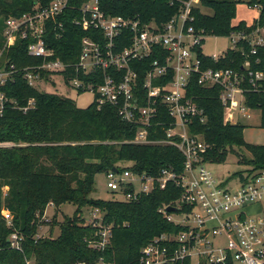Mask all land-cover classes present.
<instances>
[{
  "label": "built area",
  "instance_id": "1",
  "mask_svg": "<svg viewBox=\"0 0 264 264\" xmlns=\"http://www.w3.org/2000/svg\"><path fill=\"white\" fill-rule=\"evenodd\" d=\"M76 1L53 0L47 7L36 3L33 12L6 20L5 43L0 49V118L9 109L27 112L35 107L33 99L28 106L20 107L4 91L20 74L31 87L39 88L60 77L76 91L94 94L99 108L112 106L124 122L138 127L133 144L171 146L185 159L182 174L163 169L154 177L136 174L131 166L106 174L107 187L118 202L139 201L170 184L182 190L178 200L158 210L181 230L154 238L133 264H264V170L241 174L239 188L224 187L218 181L205 158L211 147L204 134L195 131L198 124L207 123L208 117L196 102L197 97L191 96L195 81L204 88H219L226 119L232 122L236 110L251 118L249 113L253 109L247 106L246 95L264 94V72L253 70L251 62L264 48V27L233 31L225 37L229 40L228 49L211 57L203 52L202 46L207 38L215 36L194 25V11L204 14L201 7L204 0L184 2L179 13L162 25L145 22L140 17L107 15L100 0H86L79 7L73 5ZM251 7L261 12V5ZM69 11H77L73 20L77 27L94 32L82 39L75 63L58 58L49 38L52 34L57 40L63 38L65 26L59 20ZM253 24H247L248 28ZM20 40L29 41V57L41 63L18 68L5 59V52ZM232 51L246 57L242 70L205 66L204 59L219 62ZM259 63L257 60L256 64ZM81 75H94V81L99 83L87 82ZM161 131L162 138L151 139ZM49 207L36 239L49 236L52 221L47 218ZM171 208L174 210L169 211ZM248 209L256 214L249 215ZM4 217L12 227L11 213L4 211ZM89 217L86 223L95 229L88 240L89 247L105 251L111 245L113 225L105 223L99 209L92 210ZM48 227L47 233H42ZM219 238H225L224 245L217 243ZM24 240L23 234L13 232L9 238L11 248L23 251ZM95 264L112 263L101 257Z\"/></svg>",
  "mask_w": 264,
  "mask_h": 264
},
{
  "label": "trees",
  "instance_id": "2",
  "mask_svg": "<svg viewBox=\"0 0 264 264\" xmlns=\"http://www.w3.org/2000/svg\"><path fill=\"white\" fill-rule=\"evenodd\" d=\"M52 1L0 0V49L5 43L7 19L33 12L36 3L47 7ZM84 1L77 0L73 5L79 7ZM186 1L100 0V7L107 15L140 17L145 22L155 21L162 25L178 14ZM240 2L204 0L201 7L211 9L213 15L194 11L195 27L215 37H226L236 30L264 27V0H252L250 3L251 6H262L252 27L248 28L245 21L234 26ZM77 16V11H69L65 18L59 20L65 26L62 39L49 35L57 57L66 63L77 62L82 39L94 35V32H85L73 23ZM28 45L29 41L20 40L5 52V59L18 68L41 63V60L29 57ZM246 60L241 52L232 51L219 62L206 58L204 63L215 70H242ZM257 60L259 64H256ZM251 62L253 70L264 72V48L251 58ZM81 79L99 83V80L94 81V75H81ZM192 85L191 96L197 97L196 102L208 117L205 125L198 124L195 129L204 134L211 147L206 161L219 164L232 153L251 167L250 173L264 170V145L248 143L246 127L234 125L226 119L219 88H204L197 81ZM4 91L20 107L28 106L32 99L35 107L27 112L9 109L0 118V264H27V261H33V264H95L101 257L112 264H133L140 251L154 238L181 230L158 211L181 197L182 190L174 184L142 196L136 202L92 197L96 176L106 175L113 169L121 171L123 165L131 166L129 168L136 174L154 177H158L163 169H173L182 174L185 159L178 149L167 145L133 144L138 127L124 122L114 107L106 105L99 108L94 100L88 108H79L70 98L29 86L22 74ZM246 97L247 106L261 112V128L264 129V94L248 93ZM162 136L161 131L151 139L157 140ZM236 149L245 151L249 157H242ZM51 204L55 214L49 224V236L36 239L40 226L45 224L41 220ZM68 205L76 208L72 216L63 214V207ZM94 209L103 212L107 225H113L111 245L105 251L93 250L88 244L95 229L87 225L84 214L86 210ZM4 211L13 216L12 227L8 225ZM59 215H62V220L58 219ZM56 228L60 231L59 236L54 234ZM15 231L25 237L23 251L10 246L9 238Z\"/></svg>",
  "mask_w": 264,
  "mask_h": 264
},
{
  "label": "rangeland",
  "instance_id": "3",
  "mask_svg": "<svg viewBox=\"0 0 264 264\" xmlns=\"http://www.w3.org/2000/svg\"><path fill=\"white\" fill-rule=\"evenodd\" d=\"M204 14L212 16L213 11L211 9L202 8ZM260 16V11L250 6V1H242L237 6V17L234 21V25L245 21L249 24L254 23ZM229 47V40L225 37H210L207 38L202 46L203 52L208 56L221 55ZM42 91L50 94H57L72 99L79 108H88L94 102V94L90 92H83L80 94L78 91L73 89L70 85L66 84L60 77H55L51 83L43 84L39 87ZM231 113V112H228ZM234 125L240 124L246 127L245 139L248 143L254 145H264V129L261 128V112L259 110H253L250 112L251 118L244 117L238 110L232 113ZM1 146V145H0ZM5 146H12L11 144H6ZM238 153L243 156L249 157L245 151H240L236 149ZM242 158L237 155L229 153L228 157L224 162L219 164H211L209 168L214 172V175L218 181L223 183L224 187L233 186L239 188L241 185L240 175H244L247 171L251 170V167L245 163H242ZM124 167L127 165H123ZM92 197L102 200H114L115 195L107 187V177L105 174H99L96 176L95 191ZM75 207L68 205L63 207V214L72 216L75 212ZM92 210L85 211V218H90V212ZM249 215H254V210H247ZM55 214V208L53 206L49 207V212L47 218L51 221L53 220ZM62 215H59L58 219L62 220ZM49 230L45 228L42 233H47ZM55 236H59L60 231L58 228L54 231ZM225 238L217 239L218 244H223ZM224 245V244H223Z\"/></svg>",
  "mask_w": 264,
  "mask_h": 264
},
{
  "label": "water",
  "instance_id": "4",
  "mask_svg": "<svg viewBox=\"0 0 264 264\" xmlns=\"http://www.w3.org/2000/svg\"><path fill=\"white\" fill-rule=\"evenodd\" d=\"M112 171H113V172H116V169H113ZM173 210H174V209H172V208L169 209V211H173Z\"/></svg>",
  "mask_w": 264,
  "mask_h": 264
},
{
  "label": "crops",
  "instance_id": "5",
  "mask_svg": "<svg viewBox=\"0 0 264 264\" xmlns=\"http://www.w3.org/2000/svg\"><path fill=\"white\" fill-rule=\"evenodd\" d=\"M247 23V22H246ZM247 24H249V23H247ZM252 24V23H251Z\"/></svg>",
  "mask_w": 264,
  "mask_h": 264
}]
</instances>
